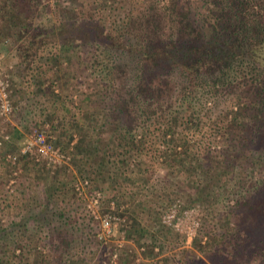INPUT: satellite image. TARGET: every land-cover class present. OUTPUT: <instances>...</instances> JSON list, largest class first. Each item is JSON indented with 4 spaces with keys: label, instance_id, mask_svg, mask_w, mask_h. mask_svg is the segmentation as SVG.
<instances>
[{
    "label": "trees",
    "instance_id": "obj_1",
    "mask_svg": "<svg viewBox=\"0 0 264 264\" xmlns=\"http://www.w3.org/2000/svg\"><path fill=\"white\" fill-rule=\"evenodd\" d=\"M201 1L135 4L122 29H117L97 14L110 10L109 0H78L74 9L78 18L66 21L73 31L71 38H65L68 33L59 25L33 16L45 9L44 0H0V43L12 33L25 62L60 36L66 48L75 41L94 51V70L103 82L94 94L96 99H90L94 147L86 150L82 134L72 148L79 160L97 163L95 180L106 174L116 189L133 185L135 190L124 199L132 207L138 204L137 211L119 225L130 243L102 246L91 215L76 219L66 208L51 209L49 202H57L65 187L64 181L59 185L56 181L58 171L45 160L44 172L36 156L23 154L33 164L24 169L41 172L36 179H44L46 199L32 200L26 188L14 200L0 196V264H156L161 251L155 250L169 228L161 218L141 215L161 213V204H154L150 194L163 193V185L174 184V199L179 189L187 187L191 200L200 201L213 189L212 181L222 179L227 168L248 157V152L260 157L264 169V0H203L208 6ZM60 9L65 8L56 0L53 13L65 15L66 9ZM198 10L204 22L195 16ZM237 82L243 87L242 97L238 94L227 107L235 115L246 109L253 113L245 122L237 115L231 125H221L219 112L214 123L209 122L222 88L226 91ZM1 131L0 156L8 159L18 130L7 125L2 136L11 135L5 141ZM61 134L68 139L63 144L58 138L54 145L70 147L73 133ZM160 168L167 173L160 175ZM180 183L183 186L177 188ZM226 193L235 196L236 202L219 220L230 217L234 225H222L218 234L210 233L207 248L199 249L211 255L213 264H253L254 256L264 260V178L249 192L231 187ZM115 198L123 201L121 196ZM15 200L19 219L11 210L2 211L12 208ZM5 201L8 204L3 207ZM75 233L81 235V244L72 251L70 236ZM199 243L196 238L195 245ZM113 255L116 259L110 263Z\"/></svg>",
    "mask_w": 264,
    "mask_h": 264
},
{
    "label": "rangeland",
    "instance_id": "obj_2",
    "mask_svg": "<svg viewBox=\"0 0 264 264\" xmlns=\"http://www.w3.org/2000/svg\"><path fill=\"white\" fill-rule=\"evenodd\" d=\"M60 1L63 8L66 9L65 15L57 12L53 13L56 11V0H44L43 6H46L45 9L42 8L41 12L35 11L33 16L42 17L43 20L48 19L59 25L63 32L68 33L65 38H71L73 30L68 28L72 26L68 25V27L65 23L68 20L72 21L73 18L76 21L78 18L79 14L75 13L78 8V0ZM167 1L154 0L159 6L166 4ZM201 2L204 6H208V2L203 0ZM149 3H151V0H109L108 8L112 6L110 10L107 9L108 11L103 13V15L100 11L97 14L105 18L107 26L122 29L125 18L132 12L135 4L146 6ZM65 9L60 10L65 12ZM195 16L200 22H204L199 10ZM70 21L69 23H71ZM76 32L80 34L77 30ZM57 33L59 34L60 31L58 30ZM77 34L73 36H78ZM60 38L56 41H51L46 47L40 48V51L29 62L23 60L18 49V43L12 33L3 38V43H0L2 65L5 67L13 65L14 90V111L9 117L0 116V130L4 132L9 124L18 130L10 153L17 156V162H13L10 156L8 159L0 156V186H2L0 188V196H9L14 200V197L19 196L21 191L26 188L27 191L31 190L29 197L32 200L38 198L40 201H45L44 179H40V181L36 179V176H39L41 172L27 170L33 164L27 161L28 156H24L23 154L25 153L22 150L27 144L34 145V135L36 136L40 132H43L48 142L53 145L59 143L58 138L61 139L62 143L68 139V137L61 134L62 132L67 134L72 132L73 141L70 147L62 149V144L59 147L65 153V159L60 156L56 164L48 161L49 166H53L59 173V178L57 177L58 179L56 180L58 185L61 181L65 183L64 190H61L57 195L59 206H57V202L51 201L49 202L50 207L54 211L66 208L68 212L75 214L76 219L81 218L85 214L91 215L93 228L99 234L98 238L103 242L102 246L109 243L128 244L130 241L121 234L119 225L121 221L128 219L134 210L137 211L138 204H136V207L135 205L132 207L124 199L128 198V195L135 190V187L130 184L126 189L123 187H119V189L117 187L116 189V183L114 180L107 178L106 174L101 175L99 181L95 180L93 172L97 167V163L95 166L93 160H89L87 163L84 159L82 161L79 160L80 157L76 153L74 154V149L72 148L82 134L84 137L86 136V150L94 147L93 140L95 138L92 134L96 132V129L88 116L90 114L89 108L94 104L92 105L90 99H96L94 94L103 84L98 71L94 70L95 54L94 51L89 50L80 43L77 44L75 41H72L73 45L66 48L60 44ZM239 84L240 82H237L235 86L227 88L226 91H224L225 88H222L219 96L216 97L217 103H214L216 105L215 113L211 115L212 119L209 122L214 123L216 120L214 115L219 114V112L223 114L221 125L223 123L231 125L237 115H239L237 119L245 122L249 118V114L253 113L251 110L246 109L244 113L241 111V113L238 112L235 115L227 107L232 104V98L237 97L238 94L242 97L241 89L243 87L242 85L239 86ZM3 132L1 131V138L2 141H5L11 134L5 133L2 136ZM217 145L220 151L223 148L220 139ZM247 154L246 156L248 157L239 158L231 167L227 168L228 174L226 173L222 179L215 178L211 187L216 189H209L200 201L191 200L187 187L179 189L178 194L180 195L174 199V195L177 194L174 191L176 189L174 184L163 185L162 187L165 188L163 193L158 190L150 194V198H154V204H161V213L152 215L151 212L147 213L145 211L141 215L146 218H157V220L161 218V223L170 229L165 230L166 237H160V245L155 251L158 253L161 251V253L155 257L154 262L156 264L212 263L209 258L211 255L204 253L199 247L207 248L209 234H218L222 225L231 227L234 225L235 221L230 219V217H227L229 221L225 220L226 222L219 220L236 202L235 196L231 197V193H226L227 190L231 187H236L238 192H249L253 186L259 184L261 179L264 178V169L260 157L250 152ZM32 155L36 156L37 160H40L39 167L43 168L45 172L43 161L48 158L35 155L34 153ZM75 159L79 162L77 163L78 167H75ZM9 162L12 163V166ZM220 170H223V168ZM166 173L164 168L159 169L160 175ZM76 175L79 176L76 177ZM4 181L7 183L5 187ZM182 186L183 183H180L177 188ZM116 195L121 196L123 201L119 203L115 198ZM172 199L174 200L172 201ZM17 200L12 203V208H6L5 204L8 203L5 201L3 206L5 209H2V211L7 214L8 210H11L10 214L19 219L20 210L14 205ZM0 202L2 201L0 200ZM143 204L145 205L146 203L143 202L141 205ZM180 204L184 208H181ZM141 209H138V211L141 212ZM106 220L110 221L108 224L110 230L107 228ZM196 238L199 239V245H195ZM70 239H73L72 251L80 248V234L75 233L70 236ZM164 256L169 257V259L165 260ZM114 259L116 257L114 255L111 256L110 263ZM140 260L138 259L139 262ZM251 260L253 264H264V260L258 256L252 257Z\"/></svg>",
    "mask_w": 264,
    "mask_h": 264
},
{
    "label": "built area",
    "instance_id": "obj_3",
    "mask_svg": "<svg viewBox=\"0 0 264 264\" xmlns=\"http://www.w3.org/2000/svg\"><path fill=\"white\" fill-rule=\"evenodd\" d=\"M12 70L13 65L5 67L2 65L0 59V116L3 117H9L14 111ZM46 138L47 137L43 134V132L36 134V136L34 135V145L27 144L22 151L25 154L34 153L35 155L44 156V158H48L47 160L52 164L58 163L60 156H62V158L64 157L63 159H65V153L54 146L52 143H49ZM9 156L13 162H17L16 155L10 154ZM106 221L108 226L107 228L110 230V227L108 225L110 221Z\"/></svg>",
    "mask_w": 264,
    "mask_h": 264
}]
</instances>
